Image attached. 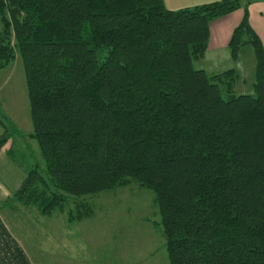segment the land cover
Masks as SVG:
<instances>
[{
	"label": "trees",
	"instance_id": "16d2710c",
	"mask_svg": "<svg viewBox=\"0 0 264 264\" xmlns=\"http://www.w3.org/2000/svg\"><path fill=\"white\" fill-rule=\"evenodd\" d=\"M169 10L164 0H0V70L22 58L34 161L11 202L43 216L137 182L154 194L169 264H264V46L249 5ZM243 10L228 50L251 47L250 94L234 69L196 68L210 23ZM0 153L20 132L0 116ZM85 205L70 221L89 216ZM84 213V214H83ZM151 222V221H150Z\"/></svg>",
	"mask_w": 264,
	"mask_h": 264
},
{
	"label": "rangeland",
	"instance_id": "374dc122",
	"mask_svg": "<svg viewBox=\"0 0 264 264\" xmlns=\"http://www.w3.org/2000/svg\"><path fill=\"white\" fill-rule=\"evenodd\" d=\"M173 1L164 0L165 7L193 8L199 0ZM4 115L10 117L20 132V137L17 135L9 142L21 166L11 174L13 196L17 181L23 180L34 161L43 162L40 144L31 137L34 123L25 68L19 54L0 70V116ZM0 128H3L1 124ZM4 152H7L5 147L0 153V162L5 159ZM0 179L6 181L1 169ZM84 202L90 215L70 221L68 210L76 213ZM11 205L23 222L14 229L34 264H169L165 239L160 229L151 224L160 220L154 194L137 182L71 199L64 210H57L51 217L41 215L35 206L25 207L14 202Z\"/></svg>",
	"mask_w": 264,
	"mask_h": 264
},
{
	"label": "crops",
	"instance_id": "0c3cea01",
	"mask_svg": "<svg viewBox=\"0 0 264 264\" xmlns=\"http://www.w3.org/2000/svg\"><path fill=\"white\" fill-rule=\"evenodd\" d=\"M172 2L174 1L172 0ZM209 2H213V0H199L196 4L199 6ZM180 6H177V8H188L187 5ZM169 10L174 9L170 8ZM248 10L250 25L264 46V1L252 2ZM242 16L243 10L237 9L210 23V38L206 53L195 65L196 68L203 69L210 75L231 68L234 69L238 76L234 87L235 93L250 94L252 93L255 73L253 49L249 46L242 48L236 61L231 60L228 50L231 34L240 23ZM3 131L4 129L0 128V136L3 134ZM5 150L7 152L2 154L3 156L5 155V159H1L0 162V169L6 179V181L0 179V264H34L29 252L21 241L22 239L18 237L19 235L14 229V227L17 228V225L19 227V225L23 224L20 221V215L16 213L18 211L13 212V206L2 207L3 202L9 199L10 196L12 197L11 191H13L12 184L14 181L11 174L16 167L17 169H21L19 164L20 159L15 155L12 148H9V143L5 146ZM20 182L21 179L17 181L16 189L20 185Z\"/></svg>",
	"mask_w": 264,
	"mask_h": 264
}]
</instances>
